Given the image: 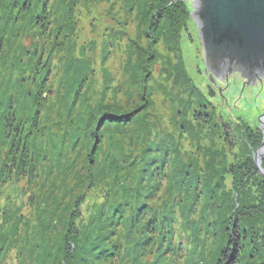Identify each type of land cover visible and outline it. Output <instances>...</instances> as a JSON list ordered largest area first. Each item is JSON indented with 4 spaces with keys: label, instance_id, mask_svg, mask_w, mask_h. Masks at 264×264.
<instances>
[{
    "label": "trees",
    "instance_id": "obj_1",
    "mask_svg": "<svg viewBox=\"0 0 264 264\" xmlns=\"http://www.w3.org/2000/svg\"><path fill=\"white\" fill-rule=\"evenodd\" d=\"M79 2L0 0L1 18L4 19L0 29V73L2 69L10 70L9 73H2L4 80L0 82V136L3 138L0 146L10 142L0 150L1 153L4 148L5 153L4 157L0 156L4 159L0 179L2 172L7 171L1 181L10 185L19 187L25 177L32 178L38 173L33 156L28 154V145L21 144L17 136L27 125L31 132L37 129L41 106L51 95V91L47 94L44 92V87L50 82L52 70L57 69L56 64L59 62V20H73L74 24L72 10ZM134 4L142 6L137 0L131 1L128 10L139 15ZM63 8H67L64 15L61 13ZM149 8L147 22L151 23L149 25L155 34L152 40L156 44L163 43L161 39L165 41L168 51L177 58L171 67L168 66L174 72L175 84L178 86L173 102L184 104L185 107L194 106L192 117L197 122L198 132L205 139H215L218 125L208 110L214 96L212 92L202 93L192 82L181 55L180 32L185 31L192 20V3L189 0H151ZM29 27L32 33H27ZM43 29L50 38H54L55 46L50 51H47L46 42L42 43L45 35ZM110 31L117 34L116 39L119 41L127 35L123 31H115V28H110ZM25 39L31 40L30 47L24 45ZM116 39L111 40L113 47L121 45L114 41ZM129 48L131 54L135 53L133 47ZM145 54L135 55L141 59ZM151 58L154 60L152 54ZM141 68L142 71L148 68L146 61ZM81 74L82 71L77 72V79H74L78 87L74 88L76 101L72 104L73 111L87 85ZM26 85L29 86L26 97L35 105L30 118H22L20 113V99ZM72 90L70 87V95ZM204 108L209 112L204 111ZM179 110L181 115L182 109ZM135 119L136 112L112 111L104 112L96 122L93 113L87 121L83 115L78 119L69 117L63 127L66 132L62 136L59 158L70 160L78 149L76 156L79 167L85 174L83 184L93 183L96 177L93 169L94 154L103 145V136L108 128L128 127L133 125ZM71 126L75 127L72 133L68 131ZM190 127H193L192 123ZM182 129L178 133L181 138L193 136L188 134L185 120ZM258 134H253L255 144L249 145L250 142H246L245 152L250 153L241 159L231 162L228 156L215 150L211 157L204 158L206 154L202 153L200 160L197 150L195 159L188 156L190 159L186 163L179 141L175 142V134L169 132L166 138L159 131L144 132L140 144L144 147L131 162L135 168L132 170L130 166L128 172L123 173L125 167L122 163L113 164L111 186L104 192L102 201L93 205V213L88 214L91 216L88 223H85V217L84 224L82 221L80 226L76 224L83 216L80 207L83 204L82 197L86 202L89 199L86 190L73 204L76 208L60 216L62 226L53 234L42 236L46 251L40 264H180L188 245L192 243L191 222L196 215L201 226H195L194 231L202 234L206 229L215 244L214 264H264V177L257 171L253 159V153L261 145L262 135ZM91 142L93 148L85 159L81 150L85 146L90 148L92 145L88 143ZM195 144L200 145L197 142ZM68 146L69 150L66 149ZM203 159L202 165L199 164V160ZM166 183L177 191V195L166 201L160 209L151 208L146 197L152 191L158 193ZM1 216L4 224L0 225V264H25L27 253L33 247L39 248V236L27 235L23 215L18 216L17 212L9 209L2 211ZM13 226V234H6L5 229ZM13 246L16 257L8 255ZM131 246L140 248L143 252L133 247L141 254H148L149 259L144 261L136 253L131 258H125V248ZM6 249L7 253L2 257Z\"/></svg>",
    "mask_w": 264,
    "mask_h": 264
},
{
    "label": "rangeland",
    "instance_id": "obj_2",
    "mask_svg": "<svg viewBox=\"0 0 264 264\" xmlns=\"http://www.w3.org/2000/svg\"><path fill=\"white\" fill-rule=\"evenodd\" d=\"M131 1L135 0H80L76 8L72 10L74 24L73 20L67 21L65 18L59 20V33L61 32L59 62L56 64L57 69L52 70L50 82L44 87V92L47 94L51 91V95L48 101L43 102L41 106L35 132H31L27 125L17 136L21 144L28 145V154L33 156L32 159L37 164L38 173L32 178L25 177L19 187L1 181L7 175V171L2 172L0 179V225L4 224L1 212L11 209L17 212L18 216H24L23 221L27 226L28 236L32 234L39 236L37 242L39 248L33 247L27 253L25 264H40L46 251L41 241L42 236L47 237L62 226L59 222L60 216L67 215L70 209L76 208L73 204L86 190L89 199L86 202L82 197L83 204L80 207L83 216L76 221V224L80 226V221L84 224L85 217L87 219L85 223H88L93 213V205L102 201L104 192L111 186L114 176V169L111 167L113 164L122 163L125 167L123 173L128 172L132 159L139 155L144 147L140 145L144 132L159 131L165 137L169 132L175 134V142L179 141L184 160L188 163L187 160L190 159L188 156L195 159L197 150L199 159L203 156L202 153L206 154L204 158L211 157L215 150H220L222 154L230 158L231 162L234 159H241L250 153L245 152L246 142H250L249 145L255 144L253 134L256 132L259 136L258 132L262 131L260 126L263 125H261L260 117L264 114V94L260 92L243 94L239 88L227 86L223 82H218L220 87L215 91L208 88L209 82L204 74V51L196 24L192 19L185 31L180 32L181 55L192 82L202 93L212 92L214 96L211 99L212 106L208 105V110L218 128L215 130V139L211 137L205 139L204 135L198 132L197 122L192 117L194 106L185 107L184 104L174 103L172 100L177 93L178 86L175 84L177 81L174 80V72L170 71L168 66L171 67L177 58L168 51L165 41L161 39L163 43L156 44L155 40H152L155 34L149 25L151 23L147 22L151 0H137L142 3V6L134 4L139 15L135 11L129 12L130 7L128 6ZM66 10L67 8H63L61 13L64 15ZM1 11L0 29L4 24ZM68 26L70 29L67 28ZM110 28L123 31L127 35L125 34L126 37L119 41L116 39L117 34L110 31ZM32 31L29 27L27 33H32ZM43 32L45 33L44 29ZM113 39L121 45L113 47L111 43ZM30 42V39L23 41L24 45L29 47ZM44 42L47 44V51L55 46L54 38H50L48 32L42 38V43ZM130 46L133 47L135 53L131 54ZM143 52L146 53L143 58L140 59L138 56L139 59H137L135 54L140 55ZM145 61L151 75L147 69L142 71L141 67ZM9 71L1 70L0 82L4 80L2 73H9ZM79 71H82L80 76L86 79L87 85L83 89L79 104L76 103V110L73 111L72 104L76 101L74 88L78 87L74 79H77L76 73ZM16 75H13V79ZM147 75H149L148 78H146ZM71 81L75 83L70 84ZM28 87V85L24 87V93L20 99L22 118H30L35 111L33 101L26 97ZM70 87L73 89L72 95L69 93ZM32 89L35 91L34 87ZM179 109H182L181 115ZM204 109L207 111L206 108ZM106 111L136 112V121L128 127L108 128L103 136V145L94 154L93 169L96 177L93 183L83 184L85 174L79 167V160L76 156L78 149L70 160L59 158L62 136L66 132L63 127L67 124L69 117L78 119L83 115L87 121L93 113L96 122L97 118ZM184 116L186 118H183ZM183 120L187 121L188 134H193L185 139L181 138L180 134L178 136L179 129L183 127ZM190 123L193 127H190ZM74 129L75 127L71 126L68 131L72 133ZM2 139L0 136V144ZM263 139L262 136L261 145ZM195 142L200 145H196ZM8 144L0 146V150ZM88 145L92 146L90 148L85 146L81 150V155L85 159L93 148L92 142ZM66 149L69 150L70 146ZM3 151L4 148L0 153L2 157L5 154ZM200 160L199 164L202 165L204 159ZM3 161L4 159L0 157V168ZM263 162L262 159L261 166L264 169ZM134 168L131 166L132 170ZM260 175L264 177L261 173ZM17 176L20 178L19 175ZM92 185L94 187L91 189ZM154 192L156 191H152L146 197L148 205L153 209H160L166 201L177 195V191L172 190L167 183L158 193L154 194ZM195 226H201L198 215L194 216L191 222L193 238L190 240L192 243L188 245L180 264H214L215 244L212 243L206 229L199 234L194 231ZM23 228L22 224L21 229ZM5 231L6 234L12 235L14 226L10 229L6 228ZM133 247L136 246L125 248V258H131L136 253L141 255L139 258L144 261L149 259L148 254H141ZM11 248L13 250H9L8 255L16 257L14 246ZM5 253L7 249L2 252V257Z\"/></svg>",
    "mask_w": 264,
    "mask_h": 264
},
{
    "label": "water",
    "instance_id": "obj_3",
    "mask_svg": "<svg viewBox=\"0 0 264 264\" xmlns=\"http://www.w3.org/2000/svg\"><path fill=\"white\" fill-rule=\"evenodd\" d=\"M189 1L204 51V74L210 73V81L228 82L239 75L248 85L264 83V0ZM260 118L264 127V114ZM263 153L264 139L254 154L264 176Z\"/></svg>",
    "mask_w": 264,
    "mask_h": 264
},
{
    "label": "flooded vegetation",
    "instance_id": "obj_4",
    "mask_svg": "<svg viewBox=\"0 0 264 264\" xmlns=\"http://www.w3.org/2000/svg\"><path fill=\"white\" fill-rule=\"evenodd\" d=\"M205 77H207L209 85L208 88L213 89V91L216 90V88H219L218 82H225L227 86L239 88L243 94L250 93V92H260V94H264V83L257 82L256 84H247L246 81L242 80L239 75H232L229 77L228 82L227 80L222 81V78H214L212 82L210 81V73H208ZM228 88V87H227ZM262 128V136L264 138V127L260 126Z\"/></svg>",
    "mask_w": 264,
    "mask_h": 264
}]
</instances>
